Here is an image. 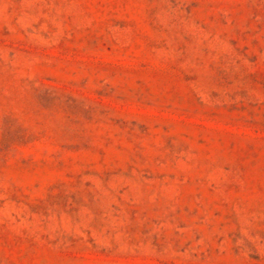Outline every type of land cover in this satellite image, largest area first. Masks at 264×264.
I'll use <instances>...</instances> for the list:
<instances>
[{
    "label": "rangeland",
    "instance_id": "rangeland-1",
    "mask_svg": "<svg viewBox=\"0 0 264 264\" xmlns=\"http://www.w3.org/2000/svg\"><path fill=\"white\" fill-rule=\"evenodd\" d=\"M0 264H264V0H0Z\"/></svg>",
    "mask_w": 264,
    "mask_h": 264
}]
</instances>
